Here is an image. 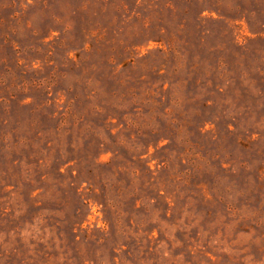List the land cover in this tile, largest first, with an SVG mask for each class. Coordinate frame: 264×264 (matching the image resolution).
I'll return each mask as SVG.
<instances>
[{
    "label": "rangeland",
    "instance_id": "rangeland-1",
    "mask_svg": "<svg viewBox=\"0 0 264 264\" xmlns=\"http://www.w3.org/2000/svg\"><path fill=\"white\" fill-rule=\"evenodd\" d=\"M264 0H0V264H264Z\"/></svg>",
    "mask_w": 264,
    "mask_h": 264
},
{
    "label": "trees",
    "instance_id": "trees-1",
    "mask_svg": "<svg viewBox=\"0 0 264 264\" xmlns=\"http://www.w3.org/2000/svg\"><path fill=\"white\" fill-rule=\"evenodd\" d=\"M262 95H263L262 97H264V92L262 93Z\"/></svg>",
    "mask_w": 264,
    "mask_h": 264
}]
</instances>
